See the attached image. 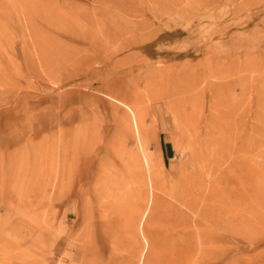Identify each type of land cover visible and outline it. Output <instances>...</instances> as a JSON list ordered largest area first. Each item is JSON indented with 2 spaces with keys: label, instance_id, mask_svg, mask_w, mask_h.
<instances>
[{
  "label": "rangeland",
  "instance_id": "rangeland-1",
  "mask_svg": "<svg viewBox=\"0 0 264 264\" xmlns=\"http://www.w3.org/2000/svg\"><path fill=\"white\" fill-rule=\"evenodd\" d=\"M0 264H264V0H0Z\"/></svg>",
  "mask_w": 264,
  "mask_h": 264
},
{
  "label": "bare ground",
  "instance_id": "bare-ground-1",
  "mask_svg": "<svg viewBox=\"0 0 264 264\" xmlns=\"http://www.w3.org/2000/svg\"><path fill=\"white\" fill-rule=\"evenodd\" d=\"M149 236V235H148Z\"/></svg>",
  "mask_w": 264,
  "mask_h": 264
}]
</instances>
